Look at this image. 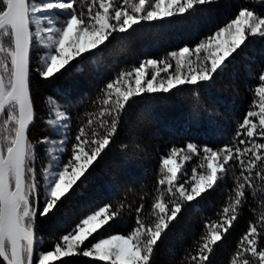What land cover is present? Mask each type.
Returning <instances> with one entry per match:
<instances>
[{"label":"snow or ice","instance_id":"snow-or-ice-1","mask_svg":"<svg viewBox=\"0 0 264 264\" xmlns=\"http://www.w3.org/2000/svg\"><path fill=\"white\" fill-rule=\"evenodd\" d=\"M216 2L0 0V264H67L61 258L74 254L104 264H155L158 242L164 240L186 206L199 205L232 172L234 197L223 207L219 223H205L211 231L201 237L203 243L195 253L186 257V264H212L215 248L237 220L238 209L249 195H257L246 190L255 189L258 182L264 184V70L253 89L250 110L229 144L214 150L207 144L188 142L161 157L150 222L141 217V203L135 210V226L127 234H109L122 219L123 206L113 209L104 204L71 225L59 223L58 229H67L59 242L52 250L37 251V221H56L64 205L85 185L111 151L126 106L135 102V97L156 95L167 102L185 85L211 88L252 40L264 39V15L241 8L234 19L193 48L185 45L166 58L146 59L127 72L121 71L102 90L106 97L102 104L107 107L101 108L98 119L89 118L82 124L74 137L70 135V114L58 100L48 97L51 111L46 124L59 139L44 136L33 144L29 136L36 122L34 79L52 82L67 74H83L85 64L98 66L113 33L131 39L143 22L193 18L206 11L200 6ZM260 4L264 7V0ZM202 52L207 55L201 57ZM193 56L199 62L196 67ZM148 66L151 74L146 72ZM62 92L67 97L73 95L71 88ZM193 122H201L199 115ZM38 145L45 146L48 156L47 165L42 164L39 171L35 165ZM193 156L200 163L189 173L187 164ZM122 163L130 165L131 161ZM262 238L264 215L256 223L249 222L229 264H264Z\"/></svg>","mask_w":264,"mask_h":264},{"label":"trees","instance_id":"trees-1","mask_svg":"<svg viewBox=\"0 0 264 264\" xmlns=\"http://www.w3.org/2000/svg\"><path fill=\"white\" fill-rule=\"evenodd\" d=\"M80 4H86V0H80ZM200 7L206 11H199L193 18L176 16L143 22L135 33H131V39L120 38L127 34L113 33L103 56L99 58L98 66L85 64L83 74H67L52 82L34 79L32 91L36 122L30 130V141L36 144L44 136L55 138L46 124L51 111L47 104L48 97L58 100L70 114V135L74 137L82 124H86L89 118L98 119L101 108L107 107L102 104L106 98L102 90L121 71L127 72L146 59L166 58L169 52L185 45L193 48L234 19L241 8L254 9L264 15L260 0H218ZM205 55L201 53V57ZM168 59L175 64L174 60ZM192 59L196 67L199 62L194 56ZM262 70L264 39L256 38L211 88L197 89L185 85L178 95H171L167 102H161L156 95L135 97V102L126 106L111 151L100 161L85 185L64 205L56 221H37V251L52 250L59 242L67 231L58 229L59 223L71 225L104 204H110L113 209L123 206L122 219L109 234H127L135 226V210L141 203L144 204L141 217L150 222L152 217L148 214L158 195L156 187L161 157L172 147L183 148L188 142L199 146L207 144L214 150L229 144L238 124L242 123L250 110L253 89L260 83L258 76ZM152 71L150 66L146 67V72L151 74ZM64 88H71L72 97L64 96ZM69 99L70 103H65ZM90 113L97 115L89 117ZM197 115L201 122L194 123ZM44 148V145H38L36 149L37 171L42 164L48 163ZM125 160L131 161V164L122 163ZM199 163L197 157L193 156L187 164L189 173ZM239 171L237 167V176ZM233 188L234 176L229 172L219 188L209 193L199 205H187L178 222H173L167 230L164 240L158 242L154 253L155 264H186V257L194 254L203 243L201 237L211 231L205 227V223L220 222L223 207L227 206L229 197L235 195ZM246 191H256L257 195H249L238 209L237 220L215 248L212 264H229V258L235 253L249 222L256 223L257 218L264 215V204L261 203L264 200V184L258 182L255 189ZM261 242L264 245V238ZM61 260L67 261V264H104L79 254L62 257ZM53 264H60V261Z\"/></svg>","mask_w":264,"mask_h":264},{"label":"rangeland","instance_id":"rangeland-1","mask_svg":"<svg viewBox=\"0 0 264 264\" xmlns=\"http://www.w3.org/2000/svg\"><path fill=\"white\" fill-rule=\"evenodd\" d=\"M54 139H59V137L57 138V137H55Z\"/></svg>","mask_w":264,"mask_h":264}]
</instances>
